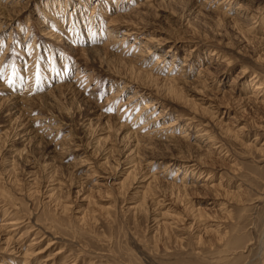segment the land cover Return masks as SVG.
<instances>
[{
	"label": "rangeland",
	"instance_id": "rangeland-1",
	"mask_svg": "<svg viewBox=\"0 0 264 264\" xmlns=\"http://www.w3.org/2000/svg\"><path fill=\"white\" fill-rule=\"evenodd\" d=\"M3 18L0 264H264V0Z\"/></svg>",
	"mask_w": 264,
	"mask_h": 264
},
{
	"label": "bare ground",
	"instance_id": "bare-ground-1",
	"mask_svg": "<svg viewBox=\"0 0 264 264\" xmlns=\"http://www.w3.org/2000/svg\"><path fill=\"white\" fill-rule=\"evenodd\" d=\"M15 1V0H14ZM214 1V0H213ZM216 2H218L219 0H215ZM25 9V8H24ZM23 11V10H22ZM126 15V14H125ZM122 17H124V16H121V18ZM115 18V17H114ZM127 18V17H126ZM123 19V18H122ZM1 20H4V18L3 19H0V21ZM116 21V20H115ZM120 21V20H119ZM128 31V30H127ZM48 34V33H47ZM124 35H127L126 37H129L130 36V34H128V33H126V34H124ZM51 36V35H50ZM130 38V37H129ZM143 38V37H142ZM124 39V38H123ZM122 39V40H123ZM144 41V40H143ZM149 41L150 40H148V39H146L145 40V42H147V43H149ZM152 43V42H151ZM155 50H156V48H155ZM154 52H156V51H154L153 49H148L147 51H146V54H144V58L146 57L147 58V60H148V58H150L151 57V55L154 53ZM133 67V66H132ZM135 67V66H134ZM133 67V68H134ZM136 69V68H135ZM138 72V71H137ZM147 75H149L150 76V74H147ZM125 78V77H124ZM134 79V78H133ZM125 80V79H124ZM133 82H135V81H133ZM129 87V85L127 84V85H125V87L124 88H128ZM258 89H260V87H257V90ZM15 96V95H14ZM14 96H11L12 98H13V100H15L16 98L14 97ZM113 98V97H112ZM137 97H135V98H131L130 100H129V103H131V102H133V101H135V99H136ZM17 100V99H16ZM14 103H16V102H14ZM154 103V102H153ZM128 104V103H127ZM129 105V104H128ZM16 105H14L13 107H11V110L10 111H12V112H18L19 113V110L18 109H16V108H14ZM152 107H154V105H149L148 104V106H146L145 108L146 109H150V108H152ZM144 108V109H145ZM142 110V109H141ZM20 116V115H19ZM101 117H103V116H101ZM53 118V117H52ZM104 118V117H103ZM156 118H158V117H156ZM17 119H22V117H18ZM43 119V118H42ZM25 120V119H24ZM159 120V119H158ZM46 121V120H45ZM152 121H154V120H152ZM152 121H151V123H152ZM157 121V120H156ZM49 123V122H48ZM44 126V125H43ZM119 126V125H118ZM145 126V125H144ZM148 126V125H147ZM175 125L174 124H169L168 126H166V127H168V128H172V127H174ZM49 127V126H48ZM120 127H122V125L120 126ZM121 129V128H120ZM123 129V128H122ZM125 129V128H124ZM123 129V130H124ZM121 131V130H120ZM154 132V131H153ZM32 133V132H31ZM28 135V134H27ZM38 136V135H37ZM37 136H36V138H37ZM31 137V136H30ZM35 137V136H34ZM174 137V136H173ZM125 138V137H124ZM130 139V138H129ZM135 146V145H134ZM51 245V244H50Z\"/></svg>",
	"mask_w": 264,
	"mask_h": 264
}]
</instances>
